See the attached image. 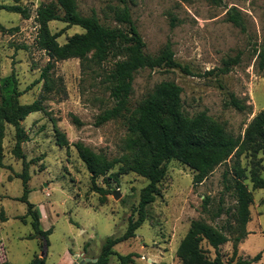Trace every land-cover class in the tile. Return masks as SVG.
<instances>
[{
  "label": "rangeland",
  "instance_id": "1",
  "mask_svg": "<svg viewBox=\"0 0 264 264\" xmlns=\"http://www.w3.org/2000/svg\"><path fill=\"white\" fill-rule=\"evenodd\" d=\"M52 1L0 0L2 4H21L31 14L26 19L20 13L0 10V24L7 28H0V80L15 72L20 89L25 90L40 78L50 58L37 46V10L41 4ZM76 3L83 15L95 13L102 23L120 26L114 14L124 6L121 0ZM128 6L146 42L145 51L156 54L171 41L176 59L192 71L185 73L167 67L140 70L134 78L131 108L159 83L172 80L183 87L186 114L193 116L205 111L231 134L244 137L250 122L264 109V71L259 67V54L264 50V0H223L219 5L207 0H128ZM233 7L240 10L244 29L227 20ZM60 13L64 11L61 9ZM49 26L53 33L63 30L58 38L61 44L84 31L62 20H53ZM237 56L239 62L230 72L208 74L221 68L225 59ZM114 62L111 58L84 69L80 58L56 61L51 72L54 78H61L62 89L46 92L42 81L21 96V103L41 100L44 106L43 111L32 112L22 122L27 131L23 151L26 159L32 161L29 201L42 213V228L52 231L47 243L42 237H32L35 230L31 217L27 222L21 219L28 211V203L19 199L24 193L23 179L19 177L24 163L13 151L15 128L7 125L4 167L0 166V263L8 260L10 264H32L38 256L45 257L46 264H89L98 259L108 237L125 233L129 216L138 207L141 191L149 180L134 172L122 174L119 179L101 176L96 186L102 191H97L74 146L81 141L109 158H121L128 152L126 142L130 134L126 119L95 124L97 116L114 105L107 81ZM232 95L246 109L235 107ZM74 116L81 125L74 122ZM56 128L66 134L69 146L57 144ZM257 160L264 176V152L258 154ZM253 165L254 156L246 151L219 165L195 185V172L189 166L170 161L160 193L148 206L146 221L136 237L114 247L109 264H122L120 255L130 253L135 255L134 262L129 264H182L177 248L196 219L223 228L229 235L230 240L220 247L225 264L238 257L251 259L259 252L262 258L254 264H264V189L253 187ZM119 167L117 164L112 172ZM239 168L246 174L243 180L252 191L254 202L250 206L247 235L233 258L234 237L238 234L234 216L237 197L227 185L238 177ZM116 190L121 192L118 199L114 196ZM202 245L211 257L215 256V249L207 241Z\"/></svg>",
  "mask_w": 264,
  "mask_h": 264
},
{
  "label": "trees",
  "instance_id": "2",
  "mask_svg": "<svg viewBox=\"0 0 264 264\" xmlns=\"http://www.w3.org/2000/svg\"><path fill=\"white\" fill-rule=\"evenodd\" d=\"M219 5L223 0H207ZM122 8L115 11L114 18L120 26H109L101 22L93 13L83 15L77 7L76 0H53L41 4L37 10L39 24L37 46L44 50L49 61L43 68L39 79L35 80L25 90L20 89L19 78L15 72L6 75L0 80V166L4 167V138L6 126L15 128L16 143L14 154L23 160V172L19 177L23 179L24 193L19 198L28 203L27 214L21 216L24 222L31 217L35 230L32 237H42L48 242V235L52 229L44 230L41 226L42 213L36 205L29 201V168L32 161L26 159L23 143L27 138V131L22 122L35 111H43L41 100L32 103H21V96L33 85L43 81L44 90L53 92L61 90V78H54L52 69L55 62L71 58H80L84 69L91 65L102 64L111 58L115 60L108 72V89L114 100V105L105 109L97 116L95 124L124 118L127 121L129 138L126 142L127 153L121 158H109L107 155L93 151L83 142L74 144L79 157L91 173L93 187L101 176L111 175L119 179L122 174L134 172L146 177L149 183L142 189L140 201L136 210L129 216L128 226L124 234L108 237L102 247L96 262L89 264H109L114 247L122 242L136 237L137 230L148 217V206L152 204L160 193V184L167 175L168 163L172 160L189 166L194 172V184L202 183L214 170L226 163L235 155L240 156L249 151L254 156V165L251 169V180L254 189H264V176L260 174V161L257 156L264 152V109H262L248 125L244 137L235 136L227 131L226 127L215 120L207 112L188 115L183 110V87L172 80L162 81L149 92L132 109L130 104L133 93L135 74L142 69H156L161 67L179 68L185 73H192L188 65L176 59L171 41H168L156 54L145 51L146 42L135 23L128 0H121ZM20 13L24 18L31 17L27 7L21 4H2L0 10ZM61 9L64 11L60 13ZM53 20H62L68 26H80L84 31L70 36L67 42L61 44L58 38L63 30L53 33L49 23ZM227 20L244 29L243 16L236 7L231 8ZM2 30H7L0 24ZM18 29L11 28L10 31ZM26 47V46H25ZM259 67L264 71V50L259 54ZM239 56L224 60V65L212 73H228L231 67L238 64ZM231 102L240 110L246 109L245 104L235 95ZM74 122L81 125V121L74 116ZM57 144L61 147L69 146L70 142L64 132L56 128ZM117 164V172H112ZM238 177L227 185L234 190L237 197V208L234 213L237 223V236L234 237V254L237 256L238 244L246 237V226L251 220L250 206L254 202L252 191L243 179L245 172L236 169ZM227 179V178H226ZM207 201V200H206ZM221 211V208L220 210ZM135 213L137 216L135 217ZM230 240L223 228L216 227L203 219L193 220L191 227L177 248V256L182 264H225L220 247ZM207 241L215 249V256L211 257L202 243ZM72 254V252H71ZM134 253L120 255L122 264L134 262ZM262 258L258 253L251 259L238 257L230 260L229 264H254ZM0 264H10L8 260ZM32 264H46V258L34 257Z\"/></svg>",
  "mask_w": 264,
  "mask_h": 264
},
{
  "label": "water",
  "instance_id": "3",
  "mask_svg": "<svg viewBox=\"0 0 264 264\" xmlns=\"http://www.w3.org/2000/svg\"><path fill=\"white\" fill-rule=\"evenodd\" d=\"M114 196H115V198H120V196H121V192L119 191V190H116L115 191V193H114ZM89 259H87L86 261H88ZM97 261V259H93V262H96ZM81 262H84V261H81ZM82 264H84V263H82Z\"/></svg>",
  "mask_w": 264,
  "mask_h": 264
}]
</instances>
